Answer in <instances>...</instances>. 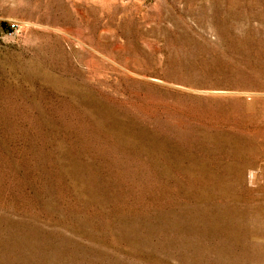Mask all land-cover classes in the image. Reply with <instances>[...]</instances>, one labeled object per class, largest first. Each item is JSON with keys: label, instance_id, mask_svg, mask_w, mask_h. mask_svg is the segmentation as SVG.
<instances>
[{"label": "rangeland", "instance_id": "rangeland-1", "mask_svg": "<svg viewBox=\"0 0 264 264\" xmlns=\"http://www.w3.org/2000/svg\"><path fill=\"white\" fill-rule=\"evenodd\" d=\"M0 264H264V0H0Z\"/></svg>", "mask_w": 264, "mask_h": 264}, {"label": "built area", "instance_id": "built-area-1", "mask_svg": "<svg viewBox=\"0 0 264 264\" xmlns=\"http://www.w3.org/2000/svg\"><path fill=\"white\" fill-rule=\"evenodd\" d=\"M12 27H15V24H11Z\"/></svg>", "mask_w": 264, "mask_h": 264}]
</instances>
